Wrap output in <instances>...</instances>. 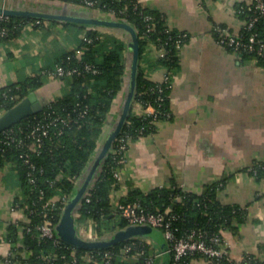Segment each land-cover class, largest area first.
Listing matches in <instances>:
<instances>
[{
    "label": "trees",
    "instance_id": "16d2710c",
    "mask_svg": "<svg viewBox=\"0 0 264 264\" xmlns=\"http://www.w3.org/2000/svg\"><path fill=\"white\" fill-rule=\"evenodd\" d=\"M57 1L72 4L75 6L73 9L85 14L100 11L106 14L104 17L125 21L135 29L139 55L134 95L129 113L111 148L117 147L119 137L128 138L129 142L154 132L156 121L171 117L169 104L171 75L178 66V51L186 41L187 35L169 28L158 11L138 0H92V5L86 4L85 0ZM235 8L241 20L256 17L252 27L240 28V38L243 41L247 40L251 32L256 33L252 43L254 49H241L237 53L242 58H253L264 66V12L255 8L253 0L238 2ZM36 20L41 24L44 19L9 16L7 20H0V27L5 28V33L0 35V42L18 38L24 25ZM81 25L85 28L87 26ZM91 26L92 28H86L84 37L76 48L61 52L55 59V63H60L65 70L75 69L60 76L68 83L63 94L47 102L40 111L23 118L0 133V168L8 166L9 170L15 172L22 189V194L17 197L15 204L24 208L28 218L27 222L8 224L5 238L16 243L12 250L13 252L16 250V254H9L3 261L16 259L21 264H82L81 260L72 261V251L81 254L108 250L112 253L113 264H143V257L152 254L153 248L142 239L138 240L136 249L121 259V248L129 239L104 249H83L62 240L60 243H54L52 239L39 235L38 226L42 219L43 204L59 194H64L67 198L72 195L76 187V177L82 175L97 150L104 134V125L113 115L115 99L129 75L128 40L102 29L112 31L116 29L126 35L128 32L122 28ZM218 35L219 30H214L215 38ZM150 47L163 50V54L151 61L155 67L162 66L167 69L169 82L154 81L147 77L142 62L150 61L146 58ZM261 47L262 50L259 52L258 48ZM45 78L48 77L43 72L33 73L22 80L1 86L0 112L30 92H35L43 85ZM136 103H140L143 108L151 104L156 112L137 114L133 111ZM117 114L114 117H117ZM40 125L46 126L47 134L40 135V145L37 148L31 145L35 138L32 131ZM114 155L111 152L107 154L89 184V200L82 197L76 207L80 214L79 219L93 220L98 238L107 237L116 229L129 224L117 205L111 201V192L118 184L113 170L123 165V162H118L123 153H117L116 158ZM251 171L257 178L264 177V163L253 166ZM29 173L34 182L29 181ZM221 186L219 183L208 184L199 194L184 192L174 183L168 187L154 188L148 193L133 188L121 197L119 202L131 204L143 212L169 209V213L175 216L169 218L175 238L186 237L192 231H201L206 240L213 236L221 240V230L230 227L234 217L242 219L245 215L243 208L222 204L217 199V191ZM61 212L58 203L50 212L57 238L59 236L56 233V224ZM139 249L144 250L141 258L130 255ZM17 251L25 252L26 257L17 254ZM199 259L207 264H241L244 260H249L253 264H264V261L252 255H247L237 262L231 260L229 256L215 258L199 251L189 252L177 260L171 255L170 264H194Z\"/></svg>",
    "mask_w": 264,
    "mask_h": 264
},
{
    "label": "crops",
    "instance_id": "0c3cea01",
    "mask_svg": "<svg viewBox=\"0 0 264 264\" xmlns=\"http://www.w3.org/2000/svg\"><path fill=\"white\" fill-rule=\"evenodd\" d=\"M248 1L141 0L187 39L179 48L178 66L171 75V117L156 121L149 135L129 141L121 178L111 192V201L117 204L133 188L148 193L174 183L184 192L199 194L208 184H221L217 199L245 210L242 219L234 217L231 226L221 230L229 258L237 262L247 255L264 261V177L257 178L251 171L264 163V66L218 43L214 30L220 27L238 33L241 19L235 6ZM0 5L75 8L57 0H0ZM92 14L106 16L100 11ZM85 31L84 25L62 20L25 24L18 38L0 42V87L50 68L61 52L80 44ZM102 31L128 40L120 30ZM158 50L150 47L146 53L150 61L142 62L147 77L154 81H161L167 73L165 67L152 62L160 55ZM126 83L115 99L100 142L120 110ZM67 85L61 77L45 78L35 93L47 103L61 96ZM133 111L140 113L141 105L134 104ZM21 190L15 172L8 166L0 168V264H21L16 259L3 261L16 246L5 238L8 224L28 221L24 208L15 204ZM84 219L95 228L93 220ZM17 254L26 257L25 252ZM194 264L207 263L199 259Z\"/></svg>",
    "mask_w": 264,
    "mask_h": 264
},
{
    "label": "water",
    "instance_id": "95a60500",
    "mask_svg": "<svg viewBox=\"0 0 264 264\" xmlns=\"http://www.w3.org/2000/svg\"><path fill=\"white\" fill-rule=\"evenodd\" d=\"M0 12L8 16L37 17L106 28H122L128 32L127 38L130 62L123 103L115 122L100 142L97 150L93 153L89 163L80 176L72 195L64 205L60 219L56 224V233L62 241L74 247L83 249H104L131 237H148L155 242L161 250L162 254L159 264H170L171 253L168 241L161 230L153 226L147 224H128L127 226L116 229L107 237L85 239L79 236L74 217V211L78 202L82 199L85 190L109 153L112 142L120 132L131 107L135 90V78L139 55L138 38L135 29L125 21L115 20L104 16L85 14L67 6H63L59 10H41L29 7H9L0 5ZM45 104V100L38 98L35 92H30L27 96L0 113V133L23 118L40 111Z\"/></svg>",
    "mask_w": 264,
    "mask_h": 264
},
{
    "label": "built area",
    "instance_id": "2783aa9c",
    "mask_svg": "<svg viewBox=\"0 0 264 264\" xmlns=\"http://www.w3.org/2000/svg\"><path fill=\"white\" fill-rule=\"evenodd\" d=\"M252 0H249L248 2H251ZM255 1V8L258 9L261 12H264V0H253ZM138 2H141V0H138ZM85 3L88 5H92V0H85ZM106 15V14H105ZM8 15H5L0 12V20H7ZM241 20V26L245 28H250L253 25L254 20ZM35 24H40L39 20H36L34 22ZM86 28H92L91 25H87ZM219 30V35L216 38L217 42L220 43L223 46H227L228 48H231L232 51L238 52L241 49L244 50H253V42L256 37L255 32H251L248 35L247 40H241L240 38V30L238 33H230L225 28H217ZM5 33V28L0 27V35H3ZM262 50L261 48H258V51L260 52ZM160 55L163 54V50L159 49ZM264 53V52H263ZM75 71V69L71 70H65L60 63H55L51 69L43 70V73L47 75L48 78H56L60 77L64 74L71 73ZM169 75L166 73L162 79L164 82H169ZM141 105L140 103H137ZM142 107V105H141ZM3 112V111H1ZM0 112V113H1ZM147 113V114H154L155 108L148 104L146 107H142V111L140 113ZM136 113V112H135ZM139 114V113H137ZM38 131V133H36ZM32 134H34V142L31 144L32 146H35L38 148L40 145V135L47 134V128L44 125L37 126L33 131ZM35 144V145H34ZM128 148V138L125 137H119L117 142L116 148H110L109 152L114 153V157L116 158L117 153L121 152L123 153L122 156L118 159V162H124L125 161V152ZM30 175V173H29ZM113 175L117 179L121 178V170L120 167H117L113 170ZM80 176L76 177L77 184ZM29 181L34 182V178L30 175ZM90 185L87 187L83 194V198L85 200H89V194H90ZM69 198L66 197L64 194H59L53 199L47 200L43 204V211H42V219L41 223L38 226L39 229V235L43 238H50L53 240L54 243H60L59 238L55 236V224L52 220V216L50 215V212L52 208L56 205V203L60 204L61 210L63 209L64 205L66 204L67 200ZM117 207L120 209L121 215L128 221L129 224H147L150 226H153L163 233L164 237L168 241L169 244V250L172 255V258L177 260L181 256L193 252V251H199L209 257H215L220 258L222 256H229V251L227 246L224 245L222 240H220L217 236L211 237L209 240H206L204 237L203 232L201 231H192L188 236L186 237H180L175 238L174 233L171 229V223L169 218L175 217L173 214H170V210L166 209L164 211H157V212H143L138 211L133 205L131 204H121L118 202ZM169 215V216H168ZM80 214L77 209L74 211V217L75 220L79 218ZM77 232L79 236L85 238V239H97V233L95 228L89 224L86 227L85 226H77ZM144 240L146 243H149L151 247L153 248L152 254L148 256L143 257V264H159L161 259V250L155 247L154 242L148 238V237H131L129 238V241L126 242L120 251L121 259L125 258L127 254H129L130 251L133 249H136L138 246V240ZM16 253V250L13 252ZM144 254L143 249H139L137 251H134L130 253L132 257L141 258ZM72 261L77 262L78 260L82 261V264H113L111 262L112 253L108 250L104 251H97V252H86L81 254H76L74 251L71 252ZM241 264H253L249 260H244Z\"/></svg>",
    "mask_w": 264,
    "mask_h": 264
},
{
    "label": "rangeland",
    "instance_id": "374dc122",
    "mask_svg": "<svg viewBox=\"0 0 264 264\" xmlns=\"http://www.w3.org/2000/svg\"><path fill=\"white\" fill-rule=\"evenodd\" d=\"M128 145H129V142H128ZM86 222L87 221L84 218L76 220L77 226H79V225H81V226H87L88 224ZM154 245H155L156 248H158V245L155 242H154Z\"/></svg>",
    "mask_w": 264,
    "mask_h": 264
}]
</instances>
